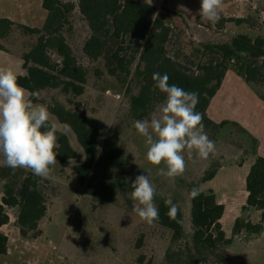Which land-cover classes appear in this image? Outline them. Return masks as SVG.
Masks as SVG:
<instances>
[{
  "label": "trees",
  "instance_id": "obj_1",
  "mask_svg": "<svg viewBox=\"0 0 264 264\" xmlns=\"http://www.w3.org/2000/svg\"><path fill=\"white\" fill-rule=\"evenodd\" d=\"M48 12L41 28L16 23L8 18L0 19V52L17 57L22 62L23 74L17 82L27 93H38L33 103L47 107L49 124L57 125V163L63 168L69 161L79 158V151L73 146L76 141L81 160L73 170L80 186L88 196L108 202L122 190L131 186L127 173L123 172L125 152L114 135H108L104 148L99 153L100 129L97 120L84 112L68 108L58 99L51 103L43 99V93L60 89L65 96H82L86 91L88 71L81 65L67 35L74 25L71 16L78 11L89 29V36L83 47V55L92 61L103 59L108 74L113 77L132 76L134 87H128L130 114L134 120L150 118L156 107L163 103L165 94L154 88V72L167 73L169 84H175L185 91L197 92L199 103L196 111L203 114L207 126L223 128L207 116L212 99L221 88L228 71L241 76L264 100V36L256 38L238 34L230 42L200 43L187 52L183 44L174 42L175 32L171 22L174 13L168 8L157 7L141 0H41ZM237 25L248 23L247 18H229L221 23ZM20 31L33 39L31 45L20 54L6 47L13 32ZM143 41V43H141ZM60 60L56 61L53 56ZM136 67L132 71L134 64ZM263 87V88H262ZM136 89V92L133 91ZM69 103L73 104L72 99ZM78 105V104H76ZM247 134L238 125H232ZM68 131V132H67ZM253 143L250 155L255 157L246 176V205L261 213L259 223L237 218L232 233L264 235V157L256 153L257 141ZM244 161L240 164L243 166ZM217 171L205 174L202 183L215 178ZM0 229L7 225L10 217L7 208L18 209L17 226L23 236L39 231L41 221L48 211L45 194V179L35 176L28 169L13 171L0 162ZM199 187L197 182L189 185ZM166 199L157 202L160 218L156 223L172 232L173 242L184 239V214L178 206L176 219L167 215ZM176 204V203H175ZM190 214L193 235L185 243L180 256L182 264H201L221 247L232 245L223 229L222 219L225 206L220 204L211 190L193 199L190 196ZM0 253L7 254V237L0 233ZM174 254L167 253L171 259Z\"/></svg>",
  "mask_w": 264,
  "mask_h": 264
},
{
  "label": "rangeland",
  "instance_id": "obj_2",
  "mask_svg": "<svg viewBox=\"0 0 264 264\" xmlns=\"http://www.w3.org/2000/svg\"><path fill=\"white\" fill-rule=\"evenodd\" d=\"M141 1L157 7L160 12L164 7L174 13L171 17L174 42L183 44L187 52L200 43L230 42L238 34H248L253 38L264 36V0H223L221 19L215 24L200 20V0ZM229 18H247L248 23H221V20ZM71 20L74 30L67 38L79 62L88 71L86 91L82 96L75 97L63 95L60 89L50 90L43 93V99L51 103V99L56 98L68 108L94 117L100 129L99 153L104 148L106 137L113 134L125 152L122 171L127 173L128 181L132 183L137 175L145 174L156 189V204L160 199L170 198L182 208L184 239L173 242L171 231L156 222L149 225L141 220L133 210L135 202L130 197L131 187L120 191L118 200L117 195L108 202L88 196L73 170L81 160V153L72 138L79 158L69 161L63 168L56 163L51 175L45 179L48 211L39 231L23 236L16 222L18 209L7 208L10 221L0 229V233L7 237V254L0 253V264H182L184 259L180 251L184 250L186 242L191 243L193 235L189 192L192 182H197L203 192L213 190L220 204L225 206L222 225L227 237L233 240L232 245L219 248L201 264H264V235L250 236L243 232L235 236L232 233L237 218L255 224L260 221L261 213L246 205L248 194L245 183L255 158L250 155L253 143L249 135L257 141L258 156L262 149L260 139L239 121L232 120L231 116L223 115L228 123L223 128L207 126L203 122L209 139L215 142V153L205 160L199 158L195 150L191 154L185 150L186 170L183 175L175 178L158 175L159 169L165 165L163 162L152 165L146 159V138L133 127L135 120L130 114L127 95L128 87H134L132 76L113 77L108 74L103 59H87L82 53L89 36L87 24L78 11L72 14ZM32 42V38L15 30L6 47L20 54ZM53 59L60 60L57 55ZM0 68L11 69L16 76L23 74L20 60L3 52H0ZM133 91L136 92V89ZM69 99L73 104L69 103ZM159 106L147 119L159 117ZM232 125H238L247 134ZM2 159L0 157V162ZM242 161L246 163L240 166ZM222 167L225 168L218 172L214 180L202 183L205 174ZM169 252L174 254L171 259L167 258Z\"/></svg>",
  "mask_w": 264,
  "mask_h": 264
},
{
  "label": "clouds",
  "instance_id": "obj_3",
  "mask_svg": "<svg viewBox=\"0 0 264 264\" xmlns=\"http://www.w3.org/2000/svg\"><path fill=\"white\" fill-rule=\"evenodd\" d=\"M223 0H200L198 15L207 24L218 23ZM143 43V41H141ZM167 73L154 72V88L165 94L159 106V117L135 120L133 127L146 138V159L152 165H160L158 175L175 178L186 170L184 151L195 150L201 159H208L216 151L215 142L204 130L203 114L196 111L199 103L197 92L169 84ZM11 69L0 68V157L5 166L15 171L30 169L41 179H47L56 163L58 137L57 125L49 124L50 113L45 105L33 103L38 93L26 94ZM130 197L135 202V213L149 225L160 218L159 207L154 201L156 189L145 174L137 175L131 183ZM200 195L198 187L190 190L195 199ZM119 194L117 193V200ZM170 219H176L178 206L166 199Z\"/></svg>",
  "mask_w": 264,
  "mask_h": 264
},
{
  "label": "crops",
  "instance_id": "obj_4",
  "mask_svg": "<svg viewBox=\"0 0 264 264\" xmlns=\"http://www.w3.org/2000/svg\"><path fill=\"white\" fill-rule=\"evenodd\" d=\"M47 16L48 12L43 8L41 0H0V19L8 18L16 23L41 28ZM223 115L239 121L260 139L262 149L259 150V155L264 157V100L233 70L227 72L221 88L207 110V116L216 125L225 122ZM224 168H219L217 174ZM0 186L2 189L1 184Z\"/></svg>",
  "mask_w": 264,
  "mask_h": 264
}]
</instances>
